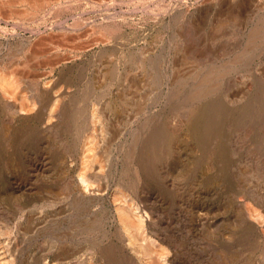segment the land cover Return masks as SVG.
<instances>
[{
	"label": "rangeland",
	"instance_id": "1",
	"mask_svg": "<svg viewBox=\"0 0 264 264\" xmlns=\"http://www.w3.org/2000/svg\"><path fill=\"white\" fill-rule=\"evenodd\" d=\"M128 1L130 0H113L108 8L102 5L96 10L81 4L76 9L62 13L59 19L53 20L51 17L47 20L48 31L51 28H67L61 25L71 24L74 19L81 20L83 25L77 30L79 44L76 42L73 45L70 38L64 49L57 50L63 61L54 66V69H44L43 73L50 72L47 74L48 78L53 83H58L57 87H64L60 79H64L63 75L73 78L80 74L89 81V88L94 96L92 99L98 109L106 117L109 116L108 122L119 126L116 129L114 125H109L110 134L106 132L105 136L107 141L114 144L112 155L117 154L116 146L124 144L130 132L140 136L139 140L143 143L152 138L155 131H165L163 125L168 123V111L177 109L173 122L175 131L179 132L180 141L176 143L171 154L166 152L157 157L144 154L140 148L135 149L140 160L144 158L147 162L152 161V167L146 165L148 176L144 179V184L157 200L156 205L161 210L160 221L170 228L167 227L168 231L176 237L179 244L181 259L177 263L264 264V256H260L264 253V205H257L253 201L255 197L264 199V173L259 175L255 170V165L259 168L255 155L264 159V33L263 42L259 45L246 46L250 27L259 18L264 19V0ZM233 10L241 13L242 22L237 23L234 27L235 33L232 34L228 13ZM108 15L110 18H107ZM107 23L116 24V32L109 42L95 44L94 40L99 38V31ZM218 25L222 27L219 28ZM10 27L5 23L0 24V57L13 52L17 44L21 45L18 47L21 49L22 41L26 38L22 31H13ZM94 27L96 30L92 31ZM237 31L239 35L234 37ZM83 44L90 47H83ZM194 44L197 54L189 57L188 49L193 48ZM76 45L79 50L75 49ZM198 55L208 57L203 56L201 60ZM194 59L202 64L198 66L197 62H193ZM153 67L168 80L178 79L185 84L180 85L183 87L182 95L179 94L176 98V106H167L161 116L154 115L153 112L151 118L147 114L137 113L139 110L133 105L136 99L118 107L117 98L121 93L118 90L127 86L126 81L133 78L127 74L134 73L139 76L144 69L151 72ZM196 67H200V70ZM213 69L216 74L214 76L221 77L217 79V85L207 97L189 105L198 110L189 118L190 114L183 113L186 110L184 100L186 93L195 86V78L188 74H194L193 71L198 70V74L202 75ZM108 72H112L113 76L109 80L103 79L104 75L109 76ZM137 82L139 85L142 82L139 77ZM139 85L137 91L134 88L130 90L136 98H140L142 92H145ZM107 100L114 103L119 110L110 114L104 106ZM150 100L146 102L147 109H150ZM90 106L88 103L81 113L71 112L65 118L63 124L68 131L62 136L59 133L43 132L34 120L21 125L20 119L10 122V118L0 117V132L3 125L10 130L6 137L0 135V212L5 217L17 214L16 220L9 227L15 222L22 224L20 227H27L26 220L32 215L31 205L35 201L41 203L42 197L46 199L49 196L51 200V197L57 195L64 202V208L73 200L69 183L71 175L66 167L72 158H77L82 141L93 130ZM20 116L18 117L21 118ZM196 118L200 126L211 129L213 145L207 144L208 140L197 145L195 137H191L189 127ZM147 119L152 121L141 128ZM19 125L23 127L25 135L22 133L20 141L14 143L13 131ZM95 127L98 128L96 123ZM248 128L250 132H247ZM239 133L244 134L241 137ZM164 137L165 135H158L155 147L163 149L162 146L166 144ZM214 149L217 152L216 157L225 154L220 161L216 157L211 161L207 158ZM116 163L120 165L121 158ZM108 184L107 192H111L115 181L110 180ZM55 202V207H59L60 202ZM242 205L251 208L253 214L254 208L257 209L259 217H262L258 219L259 223L252 222L246 216ZM49 211H53L52 206H49ZM75 215L82 214L77 212ZM7 222L10 223V219ZM19 226L17 230L12 228L16 231L22 248L18 253L25 262L31 261L36 247L30 242V238L26 239L27 236L17 233L18 230L22 232ZM55 231L56 234L51 232L50 236L56 237L59 231ZM77 232H73V240L69 239L64 246L70 250H80V261L86 262L87 257L93 255V264H112L107 263L108 257L103 250L111 244L114 248L120 245L118 232ZM96 236L98 243L92 244L90 240ZM117 256L121 258V264H124L120 254ZM109 261H112L110 257Z\"/></svg>",
	"mask_w": 264,
	"mask_h": 264
},
{
	"label": "bare ground",
	"instance_id": "2",
	"mask_svg": "<svg viewBox=\"0 0 264 264\" xmlns=\"http://www.w3.org/2000/svg\"><path fill=\"white\" fill-rule=\"evenodd\" d=\"M112 1L113 0H0V24L5 23L11 26L10 28L13 29V31H22L26 37L25 39L22 38L24 40L22 41L23 44L21 49H18L21 45L18 46L19 44H17L13 52L11 51L3 55V57H0V117H8L10 118V122L20 119L22 122L21 125L23 122L31 123L32 120H34L37 122L36 124L43 129V132L49 134L59 133L62 136L68 131L67 126L63 124L65 118L71 112L74 114L81 113L89 103V105H91L90 117L94 124L91 134H86L85 139L82 141L77 158H72L69 161V166L67 165L66 167L68 173L71 175V181L69 183L72 185H70L71 190L69 188L67 189L71 191L73 197V200L69 203L67 208H64V202L59 200L57 195L51 197V200H49V196H47L46 199L42 197L40 199L42 200L41 203L35 201L31 205L32 215L30 214L26 220L28 222L27 227H20L19 225L22 224H16V222L13 226L11 225L12 227H9V225L16 220L17 214L15 213L12 217H5L2 212H0V264H93L92 253V256L87 257L86 262H82L80 261V250H70L68 247L64 246L69 242V239L73 240L72 236L74 231H78L81 234H89L90 232H94V234H106L112 231L118 232L120 234V245L116 248H114L112 244L109 247L107 245L108 248L105 249L106 251L103 250L106 257H108L107 263L112 262V264H121V258L119 259L117 254H120L124 264H129V262H136V264H178L177 260L181 259V252L179 251V244L176 237H173L170 231H168L169 227L163 225L162 221H160L161 210L156 205L157 200L153 194L151 195V191L145 187L144 184V179L148 176L146 165L152 167V161L147 162L144 158L140 160V158L136 156L135 150L140 148L144 154H152L157 157L164 155L166 152H170L169 154H171L176 143L180 141L179 132L175 131L176 128L173 122L177 109L175 111L169 110L167 113L168 115L166 114L168 123L163 125L165 131L159 133L155 131L152 138H148V141H144L143 143L139 140L140 136L138 137L135 133L130 132L129 135H125L127 137L125 139L126 142H123L126 144L125 147L122 143L117 145L115 148L117 154L112 155L114 144L107 141L105 136L106 132L109 133V125H114L116 129H119V126L118 124L108 122L110 121V118H108L109 116L106 117V115L98 109V106L95 104L96 102L92 99L93 94L89 88V81L80 74L73 78L63 75L64 79H60L61 82L64 83V87H57L58 83H53L51 79L48 78L49 76L47 74H50V72L43 73L44 69H54V66L63 61V59L59 58L57 50L64 49V46L68 45L67 41L70 38L73 40V45L76 44V42L77 45L79 44L78 40L80 36L77 30L83 25L81 20L74 19V22L71 24L61 25L67 28L60 27L59 29L57 28L58 30H53L51 28L48 31L46 28L48 27L46 26L47 20L51 17H53V20L59 19L62 13L76 9L81 4L91 6L92 10H96L98 6L102 5L108 8ZM228 15H230V21L228 22L232 28L231 32L233 34L235 33L234 27H236L238 22H242V15L238 10L230 11ZM107 18H110V16L108 15ZM221 27L222 26L219 28ZM117 28L118 27L116 24L114 25V23L104 24L103 29L99 31L100 35L97 33L99 38L94 40V43L102 44L109 42ZM93 30H96V27H94L92 31ZM239 31L233 36L237 37ZM263 33L264 19L259 18L258 22L250 27V31L246 36V46L255 47L263 42ZM83 43L86 42L84 41ZM77 45L75 49L79 50ZM85 45L83 47H90L89 45ZM254 50L256 49L254 48ZM187 53L189 57L194 53L197 54L195 52V44L193 48L188 49ZM241 54L244 53L242 52ZM199 55V59L203 58V56L208 57V55H202L201 57ZM193 62H197L198 66L202 64L197 59H194ZM199 68L196 67V69ZM144 71L139 76L134 73L127 74L128 77L131 76L133 78H129L130 80L128 82L126 81L127 86L118 90L119 92L121 91V93L118 95V102L116 104L118 107H120V105L125 106L127 102L132 100L135 101L136 99V102L133 101V105L139 110L137 113L147 114L146 116H148V118L152 117L153 112L154 115L157 114V116H161L167 106H176V98L181 94V88H183L180 85L183 84L178 79L168 80V78L155 67L151 68V72ZM193 72L194 74L189 73L188 76H193L195 78L193 79V81H195V86L191 88V91L186 93L184 100L186 103V110L183 113L187 115L190 114L189 118H192L191 114L193 112L195 113L198 111L197 108H191L189 105L196 100L207 97V95L211 93L212 88L217 85V79L221 77L220 75V77L214 76L216 75L214 69L202 75L198 74V70ZM108 75L109 76L104 75L103 79L106 78L109 80L113 76L112 72H108ZM221 75H223V73ZM138 77L142 81L140 85L139 82H137ZM77 84L79 87H77ZM138 85L141 86L145 92H142V96H139L140 98L137 97V99L133 91L130 93V90L134 88V90L137 91ZM143 86L147 88L144 89ZM149 100L150 109H147L146 102ZM164 100H166V103ZM110 102V100H107L104 106L111 114L119 109H117L114 103L111 104ZM134 106L133 108H135ZM20 115H27V117H22ZM197 120L198 118L193 119V121L191 120L192 123L189 127L190 134H192L191 137H195L194 139L197 145L205 140L209 141L207 144L213 145L214 141L211 137L213 134L211 133V129L200 126V122ZM149 121L152 120L147 119L144 121L141 128L146 126ZM95 123L98 128L95 127ZM21 125L17 126L13 131L14 143H18L21 136L23 134L25 135ZM241 131L244 130L242 129ZM9 132L10 130L3 125L0 135L6 137ZM247 132H250V130ZM243 134H241V137ZM158 135H165L164 141H166V144L162 146L163 149L155 147L154 143L158 140ZM216 153L214 149L207 158H210V161L215 159ZM224 155L225 154H220L216 158L220 161ZM255 156L259 163V168L255 165V170L259 175H262V173H264V159L262 160L261 157ZM120 158L122 163L118 165L116 162ZM110 180L115 181V186L112 188L111 192H107L109 189L107 187L109 185L108 181ZM56 200L58 203L60 202L58 205L59 207H55L57 206ZM253 201L257 203V205H264V199L261 197H255ZM49 206L53 207L52 212L49 211ZM242 209L252 222L257 223L258 221L259 223L262 217H259L256 208L253 210L256 215L250 211L251 208L249 209L242 205ZM19 211H23V209L20 208ZM77 212L82 215H75ZM23 216L24 214L22 217ZM8 219H10V223L7 222ZM18 226L22 232L18 230L17 233L22 234L24 237L27 236L26 239L30 238L31 241H28L32 242L34 247H36L31 261L27 260L25 262L18 253V250L21 248L20 242L15 233L16 231H13L14 228V230H17ZM55 230L59 231V233H57L58 235L56 237L55 235H53V237L50 236L51 232H55L54 234H56ZM97 240L96 236V238L90 241L92 244H96L98 243ZM56 242L58 244H55ZM97 247L99 248V244ZM102 247L104 246L102 245ZM260 256L263 257L264 253H261ZM109 257L112 261H109ZM100 261L102 260L100 259Z\"/></svg>",
	"mask_w": 264,
	"mask_h": 264
}]
</instances>
